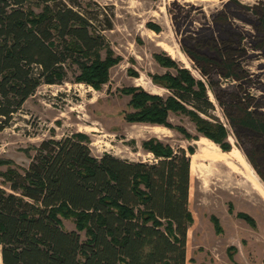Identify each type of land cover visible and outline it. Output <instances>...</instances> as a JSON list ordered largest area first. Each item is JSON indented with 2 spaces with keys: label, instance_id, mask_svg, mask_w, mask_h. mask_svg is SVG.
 <instances>
[{
  "label": "trees",
  "instance_id": "trees-1",
  "mask_svg": "<svg viewBox=\"0 0 264 264\" xmlns=\"http://www.w3.org/2000/svg\"><path fill=\"white\" fill-rule=\"evenodd\" d=\"M174 5L181 49L206 82L158 55L176 69L154 77L170 95L128 89L134 112L127 120L168 127L169 112H183L202 136L229 151L208 85L264 182V82L246 67L264 59V2L227 0L199 26ZM93 26L77 0H0V131L41 84L62 83L67 65L77 66V81L91 86L107 79L115 60L101 59L104 37ZM222 80L234 84L225 88ZM255 86L263 93H251ZM85 138L43 140L24 173L8 171L10 191L0 188V264H185L192 223L187 152L149 139L143 145L155 156L152 163L94 157ZM59 215H72L76 228L65 230Z\"/></svg>",
  "mask_w": 264,
  "mask_h": 264
},
{
  "label": "rangeland",
  "instance_id": "rangeland-1",
  "mask_svg": "<svg viewBox=\"0 0 264 264\" xmlns=\"http://www.w3.org/2000/svg\"><path fill=\"white\" fill-rule=\"evenodd\" d=\"M77 1L93 18L94 30L104 37L101 59L108 56L115 63L108 68L107 79L97 87L77 81L80 69L67 65L62 83L41 84L25 101L10 125L0 131V188L10 191L8 171L24 173L43 140H60L80 133L86 137L84 141L94 157L108 153L120 159L152 163L155 156L143 143L156 139L174 150L183 148L190 159L192 155L199 157L196 167L190 168L188 209L192 223L187 232L185 264H264V182L208 85V96L215 107L212 115L227 129L229 151L205 140L190 116L183 112H169L168 127L126 118L134 112L128 89L137 88L164 98L170 95L154 77L175 75L176 69L162 65L158 55L169 57L176 66L206 82L181 49V36L175 30L178 11L174 2L183 6L182 18L190 11L187 18L199 26L205 19L210 20L211 14L227 0ZM240 1L249 5L264 2ZM33 10L41 9L33 5ZM243 28L253 33L249 25ZM260 64H264L263 58L248 61L246 67L264 82V67ZM222 83L225 88L234 84L223 80ZM250 92L263 93L256 86ZM207 147L211 155L205 156L202 149ZM213 156H228L229 164L212 160ZM59 218L65 230L76 228L72 215ZM80 237L82 242L86 240L84 230Z\"/></svg>",
  "mask_w": 264,
  "mask_h": 264
},
{
  "label": "bare ground",
  "instance_id": "bare-ground-1",
  "mask_svg": "<svg viewBox=\"0 0 264 264\" xmlns=\"http://www.w3.org/2000/svg\"><path fill=\"white\" fill-rule=\"evenodd\" d=\"M162 42H160V44H161ZM160 126H154V128H159ZM156 133H157V130H154ZM205 140H207L208 142H210L211 144H213L214 146H216L217 147V145L215 144V143H213L212 141H210V140H208L207 138H204ZM212 147V146H211ZM210 147H207V148H203L202 149V153L203 154H205V156L206 155H211V151H210V149H209ZM239 152V151H238ZM240 153V152H239ZM202 154V155H203ZM223 154H225L224 152H223ZM214 155V154H213ZM199 159V157H198V155H192V159H190V168L191 169H193V168H195L196 167V165H197V160ZM212 160H216V161H218V162H225L226 164H229V157L227 156V157H216V156H213L212 157Z\"/></svg>",
  "mask_w": 264,
  "mask_h": 264
}]
</instances>
